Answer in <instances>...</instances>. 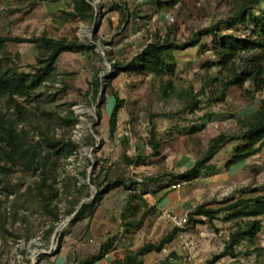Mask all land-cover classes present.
<instances>
[{"label":"rangeland","instance_id":"obj_1","mask_svg":"<svg viewBox=\"0 0 264 264\" xmlns=\"http://www.w3.org/2000/svg\"><path fill=\"white\" fill-rule=\"evenodd\" d=\"M156 1L90 0L93 18L83 21L73 14L71 0H0V36L34 38L46 32L55 39L76 38L94 47L89 53H62L55 77L44 82L33 100L25 104L28 113L25 120L18 121V130H24L30 142L45 145L48 159H59L53 172L59 198L50 204L51 209L57 206L53 209L57 216L44 209L37 197V173L19 169L5 179L0 184V264H111L122 259L127 249L158 242L170 232L175 224L165 214L169 210L160 204L170 192H175L176 200L189 201L187 214L198 205L218 208L226 199L264 193V148L235 172L227 171V153L244 144L238 140L228 142L230 147L225 145L221 156L211 161L213 168L197 179L186 183L174 177L205 155L213 137L239 134L246 124V113L256 110L264 98V92H253L250 81L224 91L223 81L230 72L217 64L212 50L214 37L199 34L232 17L245 0H181L158 11ZM262 9L263 3L252 8L255 13ZM253 21L248 18L249 29L243 23L234 27L222 23L218 28L222 33L246 37L255 26ZM169 28L175 43H188L174 51V75L138 74L127 66L146 44L165 37ZM193 41L198 44L193 45ZM39 55L35 43L15 41L8 42L0 53L26 72L38 65ZM248 56L241 53L234 66ZM96 80L100 82L97 96ZM167 80L175 92L166 96L163 87ZM103 94L105 99L101 100ZM115 96L123 105L116 133L111 136L108 121ZM194 97L200 103L192 111L189 104ZM0 107L8 111L3 98ZM70 111L73 116H69ZM68 118L76 119L73 128ZM48 138L61 141L65 147L73 142L78 149L70 156H59L48 148ZM124 156H141L147 161L129 165L122 160ZM151 177L155 180L150 181ZM120 178L126 179L131 189H112L92 218L72 223L83 203ZM80 186L86 189L77 205L74 202ZM134 192L142 194L156 210L142 204L137 216L141 224L131 228L123 213ZM225 217L226 212H222L208 223L207 218L195 216L161 252L145 255L143 264H207L210 260L215 264H264V219L255 243L242 241L234 247L238 256L232 257L221 255L230 234L242 222ZM61 236L62 250L56 255ZM111 242L114 246L107 257L95 260L101 247Z\"/></svg>","mask_w":264,"mask_h":264},{"label":"trees","instance_id":"obj_2","mask_svg":"<svg viewBox=\"0 0 264 264\" xmlns=\"http://www.w3.org/2000/svg\"><path fill=\"white\" fill-rule=\"evenodd\" d=\"M181 0H157V11L163 8H171L178 4ZM74 8L73 14L77 15L83 21H90L94 15V8L90 0H71ZM264 4V0H245L240 9H238L232 17L226 20L219 21L217 25L207 27L199 32V34L212 35L213 46L212 50L218 58V65L222 69H228L230 76L223 81V90L226 91L231 86L243 87L246 82L250 81L253 86V92H264V9L255 13L252 8ZM248 18L254 21V28L250 35L239 37L235 34L222 33L218 24L225 23L230 27H234L239 23H243L246 29H249ZM99 27H95L98 31ZM172 28H169L168 34L159 38L156 41L149 42L144 48L138 52L127 66L133 69L138 74H152L156 77L165 75L172 76L177 69V60L174 54L175 50L183 49L188 46V43L178 45L172 39ZM10 41L15 42H32L35 43L40 51L38 56V65L34 66L33 71H20L19 68L12 64L4 57H0V98L5 99L8 111H4L0 107V184L11 177L16 170L25 172L37 173L38 181H35L36 194L41 202L42 207L48 212L57 216L51 209V202L59 198L58 189L54 187V174L57 162L59 159H48V153L45 145L41 142L32 143L28 139V135L24 130H18V121L26 119L28 109L26 103L31 102L34 97V92L44 84V82L55 77L56 62L59 56L64 52H92L94 47L90 44L79 41L78 39H69L63 37L55 39L49 37L46 32L40 37L24 38L0 36V53ZM193 45L198 44V41L191 42ZM202 49L206 50L207 46L202 45ZM241 53L249 55L244 62L237 68L234 66L235 61ZM19 56V55H18ZM118 64V63H117ZM126 66V68H127ZM100 90V82L94 83V95L97 96ZM164 94L170 95L175 92V87L170 80L164 83ZM250 92V93H253ZM101 100L105 99V94L101 95ZM260 106L249 113H246L243 119H246V124L243 130L237 135H227L220 133L210 140L209 146L205 155L198 159L195 164L187 170L174 175L182 182H191L197 179L203 171L210 170L213 166L210 164L214 157L221 149L230 141L238 140L244 144L237 146L230 159L227 162V167L237 165L243 161L262 152L264 148V98L260 101ZM123 101L120 97L115 96V105L109 116L110 135L114 136L117 130L118 114L122 107ZM200 101L194 97L189 104V109L194 111L197 109ZM10 109V111H9ZM12 110V111H11ZM73 116V111H70L69 116ZM98 118L102 119L101 111H98ZM69 126L73 128L76 124V119H67ZM48 148L55 149V154L59 156H70L78 149V145L69 142L67 147L63 146L61 141L46 139ZM153 148H157V144L153 143ZM129 165L144 164L147 159L138 156L136 159L124 156L123 159ZM51 180V181H50ZM150 181L155 180L151 177ZM124 186L126 189H131L126 183V179L120 178L110 181L101 188L90 202L83 203L76 210L72 223L92 218L96 210L101 204L104 195L112 189ZM85 186H80L77 189L78 196L75 204L78 205L80 198L83 195ZM89 196L88 194H85ZM129 201L123 213L124 222L131 228L138 227L141 224L140 219H137L138 212L142 207L149 206V210H156V207L150 206L146 199H143L142 194L134 192L129 195ZM133 201H136L134 203ZM220 207L212 208L207 205H198L188 213V222L194 220L195 216L205 217L208 223H213L217 215L226 212V220H241L242 225L230 234L229 241L226 243L221 256L231 255L237 257L238 253L234 247L242 241H248L254 244L255 240L262 230V221L264 219V193L255 196L239 198H231L223 201ZM75 206L69 210L71 213ZM149 213V211H147ZM134 216L133 218H130ZM183 231L182 227L173 225V228L158 242H149L137 250L127 249L122 259H114L111 264H143V257L151 252H161L166 245L172 243L178 234ZM64 237L61 236L58 241L57 248L54 254H59L62 250V242ZM113 243L105 244L101 247V251L95 257V260L104 259L112 250ZM220 256V255H219ZM217 258V257H216ZM215 260H210L207 264H215Z\"/></svg>","mask_w":264,"mask_h":264},{"label":"crops","instance_id":"obj_3","mask_svg":"<svg viewBox=\"0 0 264 264\" xmlns=\"http://www.w3.org/2000/svg\"><path fill=\"white\" fill-rule=\"evenodd\" d=\"M164 9V8H163ZM167 17L170 16V13H167L166 15ZM230 147V143H227L226 144V148L227 147ZM235 147V146H234ZM224 148V147H223ZM221 149V151L214 157L215 159L219 158L221 155V153H223L225 151V149ZM234 149L232 148L229 152V154L227 153L228 157H226V159H230V156L231 154L233 153ZM219 155V156H218ZM247 161V160H246ZM228 162V161H227ZM243 163V162H241ZM241 163L237 164V165H234V166H231V167H227V171L229 172H235L236 171V168L237 166H240ZM227 166V164H226ZM174 193L175 195V192H170L168 193L169 196H166V198H164L163 201H161V206H163V209L165 210H169L175 214H178V215H181L183 213H185V211H188V208L190 207L189 205V201H185V200H180V199H177L174 198V195L172 194ZM179 197H181V194L179 195ZM185 197V196H184ZM107 257V256H106Z\"/></svg>","mask_w":264,"mask_h":264},{"label":"built area","instance_id":"obj_4","mask_svg":"<svg viewBox=\"0 0 264 264\" xmlns=\"http://www.w3.org/2000/svg\"><path fill=\"white\" fill-rule=\"evenodd\" d=\"M173 187L175 188V185H173ZM165 214L178 227H184L188 222V214L187 213L178 215V214H175L171 211H166Z\"/></svg>","mask_w":264,"mask_h":264}]
</instances>
